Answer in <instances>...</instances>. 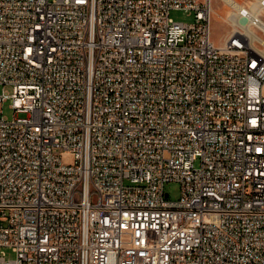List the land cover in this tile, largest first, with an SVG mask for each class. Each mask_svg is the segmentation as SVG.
<instances>
[{
  "label": "built area",
  "instance_id": "2783aa9c",
  "mask_svg": "<svg viewBox=\"0 0 264 264\" xmlns=\"http://www.w3.org/2000/svg\"><path fill=\"white\" fill-rule=\"evenodd\" d=\"M254 2L0 0V264H264Z\"/></svg>",
  "mask_w": 264,
  "mask_h": 264
},
{
  "label": "rangeland",
  "instance_id": "374dc122",
  "mask_svg": "<svg viewBox=\"0 0 264 264\" xmlns=\"http://www.w3.org/2000/svg\"><path fill=\"white\" fill-rule=\"evenodd\" d=\"M235 3H240L241 5L250 6V2L253 0H233ZM228 6L224 5L222 0H213V15L211 19V40L216 44H221L229 31V25L225 22L224 17L226 15V10ZM170 16L175 21L180 22H191L193 21V15L188 14L182 10H172L170 12ZM1 91V87H0ZM10 102H6L2 106V114L6 116L8 119H12L14 115V111L9 107ZM18 116H23L19 114ZM195 165H199L198 161H196ZM125 184H129L128 181H125ZM165 192L169 194V198L171 200H176L180 194V186L177 182H168L165 184ZM6 256L12 258L14 256L13 252L9 249H5Z\"/></svg>",
  "mask_w": 264,
  "mask_h": 264
},
{
  "label": "bare ground",
  "instance_id": "6f19581e",
  "mask_svg": "<svg viewBox=\"0 0 264 264\" xmlns=\"http://www.w3.org/2000/svg\"><path fill=\"white\" fill-rule=\"evenodd\" d=\"M223 1H225L226 3H228L230 5L234 4L235 6H237V5L242 6L240 3L237 2L238 3L237 4L233 0H223ZM258 9H259L258 4L254 2L249 6L248 11H249L251 16H255V15H257ZM246 30H247V33L250 37V40L252 41L255 38V35H254L255 32L253 30H251V28L249 26L246 27Z\"/></svg>",
  "mask_w": 264,
  "mask_h": 264
}]
</instances>
